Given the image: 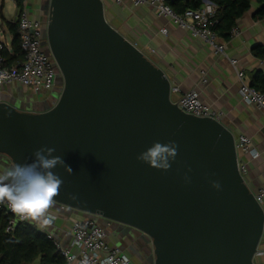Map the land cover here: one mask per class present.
<instances>
[{
    "label": "water",
    "instance_id": "water-1",
    "mask_svg": "<svg viewBox=\"0 0 264 264\" xmlns=\"http://www.w3.org/2000/svg\"><path fill=\"white\" fill-rule=\"evenodd\" d=\"M45 10L43 45L63 88L43 110L0 99V157L12 168L54 147L73 170L53 169L64 180L54 205L145 234L152 264H258L264 207L239 170L233 130L178 107L170 77L113 24L105 0H48ZM156 141L179 146L167 172L136 159Z\"/></svg>",
    "mask_w": 264,
    "mask_h": 264
},
{
    "label": "crops",
    "instance_id": "crops-1",
    "mask_svg": "<svg viewBox=\"0 0 264 264\" xmlns=\"http://www.w3.org/2000/svg\"><path fill=\"white\" fill-rule=\"evenodd\" d=\"M36 4L34 0H29L28 8L32 16L39 17ZM211 5L210 1H204L203 6ZM257 8L258 3L254 0L251 8L238 19L231 37L228 40L220 37L224 52H216L201 38L181 28L172 18L159 15L148 4L134 5L126 1L119 5L114 2L108 8L113 24L140 48L149 50L148 55L152 60L165 70L172 82L180 86V93L196 88L204 103L222 112L221 121L233 130L236 137L245 134L251 139L260 157H241L247 168L246 182L253 191L264 188V114L255 105L242 99L237 71L229 58L237 60V67L249 76L250 81L253 70L264 69V61L252 52L255 44H264V18L255 16ZM4 18L5 21L9 20L6 16ZM2 23L4 28L0 27V41H4L11 50L13 34L6 22ZM163 28H166L165 33L162 32ZM13 87L15 95L19 94L18 89L21 88L27 95L34 94L36 102L49 96V92L35 93L20 84H14ZM1 92L0 95L4 90ZM10 168L7 159L0 157V172ZM261 203L264 207V198ZM49 215L52 218L49 225L40 227L33 223L39 229L52 233L53 238L64 248L74 250L71 225L75 219L82 217L81 214L63 211L53 205ZM109 242L116 244L111 239ZM256 262L264 264V235L256 254ZM25 264H40V258Z\"/></svg>",
    "mask_w": 264,
    "mask_h": 264
},
{
    "label": "built area",
    "instance_id": "built-area-1",
    "mask_svg": "<svg viewBox=\"0 0 264 264\" xmlns=\"http://www.w3.org/2000/svg\"><path fill=\"white\" fill-rule=\"evenodd\" d=\"M14 4V18L17 21V33L20 39V46L24 52V59L19 64L6 65V57L2 53L7 46L0 41V91L5 85L20 84L35 93L50 92L56 85L57 70L55 60L43 49V31L47 23L44 17H34L28 8V0H11ZM106 1V0H105ZM116 4L122 5L130 1L134 5L148 4L156 9L159 15L172 18L181 28L188 29L194 36L201 38L208 43L216 52H224V44L220 36L211 27V19L215 13V6H203L198 9H187L182 14L173 10L166 0H113ZM234 30V29H233ZM166 32V28L162 29ZM148 54V49H142ZM231 64L236 68L239 79V93L242 99L248 104L255 105L264 114V92L251 84L250 78L245 72L237 67V60L229 58ZM180 86L171 81L170 94L172 100L184 112L198 117H213L221 121L222 112L215 110L204 103L196 88L180 93ZM236 148L238 152V167L243 176L247 172L246 164L242 155H250L253 150L257 151L251 139L245 134L236 137ZM252 157V156H251ZM257 201L260 203L264 198V188L254 191ZM61 207L65 205L61 204ZM4 209L6 218L5 231L10 232L20 220L8 207L7 203L0 204ZM72 245L75 248H64L55 240L57 250L64 257L65 264H80L87 258L88 264H102L104 260L111 257L113 264H136L131 261L118 246L107 241L106 229L91 217L75 219L71 225ZM53 238L52 233H48Z\"/></svg>",
    "mask_w": 264,
    "mask_h": 264
},
{
    "label": "trees",
    "instance_id": "trees-1",
    "mask_svg": "<svg viewBox=\"0 0 264 264\" xmlns=\"http://www.w3.org/2000/svg\"><path fill=\"white\" fill-rule=\"evenodd\" d=\"M22 4V0H18ZM173 10L182 14L187 9L203 7L204 0H166ZM215 6V13L210 27L224 40H228L237 21L252 6L253 0H209ZM258 8L255 16L264 18V0H256ZM9 31L13 34L11 50L5 47L2 53L6 65L19 64L24 59L20 46L15 18L6 20ZM253 54L264 61V44H255ZM251 84L264 92V69L251 72ZM6 218L4 209H0V264H25L40 258V264H65L64 257L57 250L54 238L48 232L39 229L33 222L18 221L14 229L5 231Z\"/></svg>",
    "mask_w": 264,
    "mask_h": 264
},
{
    "label": "clouds",
    "instance_id": "clouds-1",
    "mask_svg": "<svg viewBox=\"0 0 264 264\" xmlns=\"http://www.w3.org/2000/svg\"><path fill=\"white\" fill-rule=\"evenodd\" d=\"M178 147L175 141H156L140 152L136 159L151 168L167 172L171 168V162L178 155ZM55 152L54 147L41 146L34 151L32 162L16 164L0 172V204L7 203L20 220L35 222L40 227L51 223L49 210L64 184V180L53 169L59 166L69 175L73 174L72 168L65 163L62 156L54 155ZM260 155V152L255 150L251 153L253 159L259 158ZM184 180L185 183H190L187 174ZM211 185L214 189L221 190L219 181H211ZM69 195L72 199L77 198L73 194ZM80 264H88L87 258ZM102 264H113V259L109 257Z\"/></svg>",
    "mask_w": 264,
    "mask_h": 264
},
{
    "label": "rangeland",
    "instance_id": "rangeland-1",
    "mask_svg": "<svg viewBox=\"0 0 264 264\" xmlns=\"http://www.w3.org/2000/svg\"><path fill=\"white\" fill-rule=\"evenodd\" d=\"M34 1H35V4L38 3V7H39V3H40L39 0H34ZM47 1L48 0H44V4H45V6H43L44 8L41 7L40 10L38 9V16L39 17H44L45 19H47V14H46V10H45V7L47 5ZM105 3H106V7L108 9L109 5H108L107 1H105ZM28 4H29V0H28ZM1 5H3V6L1 7ZM14 14H15V10H14L13 2L11 0H0V27L1 28H4V25H3L2 22H6L4 17L6 16L8 19H10V18L13 19L14 18ZM2 15H4V16H2ZM7 37H9V36L7 35ZM6 39H8V38H6ZM43 49L47 53V47L45 45H43ZM55 68L57 70V76H58L59 72H58V68H57L56 64H55ZM13 85L14 84H9V85H5L3 87L2 90H4V92H3L2 95H0V99L4 98L6 100L13 101L19 107L29 108V109H39V110H43V109H46V108L52 106L53 102L55 100H57V98L59 97V95L61 93V90L63 88V85H62V83L60 82V79H59L58 82H56V85L53 87V89H52L51 93L49 94V96L46 99H43V100H40V101L36 102L35 95L34 94H30V95L25 94L24 89L19 88L18 89L19 94L15 95L14 92L12 91V89H15L13 87ZM1 91H0V94L2 93ZM55 205L57 207H59L60 210H63V211H75L77 213H80L82 217H91L93 219H96L106 229L107 234H108L107 241H110V239L111 240H115V243L117 245H120L119 239L122 236L121 228L122 227L128 228L126 226H122V225H120L118 223H115L112 220H109V219H106V218L98 217L96 215H88V214H85L83 212L71 209L70 207H67V206L62 208L61 204L60 205L59 204H55ZM128 229H133V228H128ZM133 230H135V229H133ZM152 261H153V259H152ZM152 261L148 262L147 264H152Z\"/></svg>",
    "mask_w": 264,
    "mask_h": 264
},
{
    "label": "flooded vegetation",
    "instance_id": "flooded-vegetation-1",
    "mask_svg": "<svg viewBox=\"0 0 264 264\" xmlns=\"http://www.w3.org/2000/svg\"><path fill=\"white\" fill-rule=\"evenodd\" d=\"M39 7L44 8V0H39ZM113 5V0H108V5ZM120 245L118 247L129 256L132 262L136 264H147L152 261L153 253L150 239L143 233L133 229L121 228ZM115 241V240H114Z\"/></svg>",
    "mask_w": 264,
    "mask_h": 264
}]
</instances>
